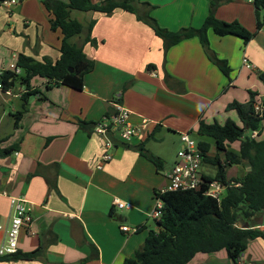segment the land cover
Listing matches in <instances>:
<instances>
[{
    "label": "crops",
    "instance_id": "1",
    "mask_svg": "<svg viewBox=\"0 0 264 264\" xmlns=\"http://www.w3.org/2000/svg\"><path fill=\"white\" fill-rule=\"evenodd\" d=\"M141 1L154 6L152 14L162 27L179 30L200 27L211 0ZM82 12L74 19L83 23L84 31L72 41L95 60L82 90L34 77L31 86L40 92L29 97L17 124L14 114L23 107L26 87L16 83L10 88L12 94L0 93V149L17 145L12 153L0 156V224L10 218L11 197L25 198L34 223L22 229L18 252L39 248V256L33 259L0 260V264H124L143 245L150 229L158 228L152 226L155 219L150 217L155 192L167 184L166 173L174 165V157L160 144L172 137L182 142L183 132L196 139L201 119L236 120L237 112L226 107L234 99H249L250 89L258 92V104H264V84L257 74L261 62L264 65V28L248 43L209 29L211 48L232 68L230 82L198 36L185 38L166 51L163 38L132 12ZM216 16L256 29V9L248 0H226L216 9ZM50 18L43 0H19L0 8V69L8 68L13 54L25 53L37 60L60 58L63 34L52 30ZM93 20L95 43L85 42ZM245 57L256 67L245 66ZM116 103L130 111L133 124L148 119V128L130 141L114 136L112 159L99 168L104 139L82 128L80 121L99 122L116 110ZM6 106H10L12 123L5 119ZM141 143L161 158V168L136 148ZM230 146L238 151L240 141ZM237 172L238 165L231 166L228 179L238 177ZM48 179L56 182L58 190L50 187ZM115 200L130 206L119 208ZM124 224L139 229L124 231ZM249 224L255 223L245 225ZM4 235L0 229V245ZM189 264L233 262L222 250L198 253ZM238 264H264V237L249 243Z\"/></svg>",
    "mask_w": 264,
    "mask_h": 264
},
{
    "label": "trees",
    "instance_id": "2",
    "mask_svg": "<svg viewBox=\"0 0 264 264\" xmlns=\"http://www.w3.org/2000/svg\"><path fill=\"white\" fill-rule=\"evenodd\" d=\"M224 1L226 0L210 1L208 15L200 27L188 26L170 30L160 25L152 14L154 6L146 1L43 0L51 15L52 30L60 29L63 34L61 56L56 61L47 56L37 60L25 53H19L16 63L22 68V73L17 75L8 70L1 76L5 81V90L18 81L26 87L22 95L23 107L14 114L15 123H18L26 110L29 97L40 92L38 88L33 89L31 86L34 77L46 78L48 84H64L82 90L85 75L94 69L95 60L86 54L82 45L72 41V37L84 31L83 24L71 18L72 9L106 14H112L117 9L132 12L163 38L166 51L185 38L198 36L209 58L231 82L232 68L228 60L220 58L211 48L208 31L213 29L220 36L235 35L244 43H248L264 28V0L253 1L257 18L254 31L236 19L232 21L219 19L216 16V9ZM138 2L142 5V10ZM94 24V20L89 23L85 42L95 43L91 36ZM257 74L264 84V70H259ZM10 76L14 78L9 82L7 79ZM249 93V99L245 101L234 99L226 107L227 111L237 112L238 122L228 117L223 123L218 120L207 122L205 119H201L199 123L198 144L204 154L203 162L213 164L217 169L214 176H207L209 179H219L227 185L223 198L219 201L194 190L167 191L160 194L156 191L155 196L164 202L163 213L155 220L158 228L150 229L143 245L135 251L134 256L126 258L124 264H189L198 253L215 254L222 250L227 252L233 264H238L239 257L247 250L249 243L258 237H264L259 229L253 227L260 217L264 216V111L260 112L256 108L258 92L250 89ZM115 112L116 110H111L106 115L110 116ZM96 123L80 121V126L92 133ZM254 131H257L255 136L252 135ZM236 141H240L238 151L230 146ZM212 142L217 147V153L213 156L209 154ZM16 146L0 149V156L12 153ZM136 148L158 168L163 166L161 158L148 152L144 143L137 145ZM220 151L224 152V159ZM233 165H242L246 169L242 175L228 179L227 171ZM48 182L51 188L58 190L56 182L49 179ZM240 213L250 223L255 224L245 225L246 222L240 218ZM256 216L257 219H254ZM38 252L39 248L27 253L17 252L0 256V260H30L39 256Z\"/></svg>",
    "mask_w": 264,
    "mask_h": 264
},
{
    "label": "built area",
    "instance_id": "3",
    "mask_svg": "<svg viewBox=\"0 0 264 264\" xmlns=\"http://www.w3.org/2000/svg\"><path fill=\"white\" fill-rule=\"evenodd\" d=\"M253 2L254 0H248ZM19 0H0L1 7H11ZM17 54L12 55V61L8 68L0 69V93L12 94L11 89H4L5 81L1 77L5 71L11 70L15 74L20 75L22 68L17 66ZM243 64L250 68H255L256 65L251 63L248 58L243 59ZM14 77H8L7 81H12ZM34 89V88H33ZM26 91V88L23 92ZM116 112L105 115L103 119L97 122L94 126V133L100 135L104 139V151L100 160L97 162V167L102 168L106 161L112 159L110 150L114 147V136H118L123 141H130L133 137L140 135L147 130L149 120L144 118L141 124H133L130 121V111L123 107L120 103H116ZM256 108L264 111V104H258ZM257 131L253 132L255 136ZM182 148L178 151V159L172 168L166 173L167 184L157 191L158 194L167 191H200L207 196L221 200L226 192L227 185L219 179H209L202 171L204 154L202 148L198 144L190 132L181 134ZM114 204L119 208L130 206L129 203L115 200ZM164 202L161 198L156 197L154 210L150 214L153 219H158L163 213ZM34 223V215L32 208L28 206L27 201L23 197H11V213L7 223L0 224V229L4 232V239L0 245V256L11 255L18 252V241L21 231L24 227L31 228ZM264 235V223L257 225ZM138 227L122 225V230L137 232ZM240 259V257H239ZM238 259V262H239Z\"/></svg>",
    "mask_w": 264,
    "mask_h": 264
},
{
    "label": "rangeland",
    "instance_id": "4",
    "mask_svg": "<svg viewBox=\"0 0 264 264\" xmlns=\"http://www.w3.org/2000/svg\"><path fill=\"white\" fill-rule=\"evenodd\" d=\"M72 11V15H71V18H74V16H76V15H83V13L85 14V12H82V11H80V10H76V9H72L71 10ZM73 16V17H72ZM80 21V20H79ZM81 22V21H80ZM82 23V22H81ZM83 24V23H82ZM257 50H258V54L260 55L261 54V49H258L257 48ZM10 60H11V58H10ZM254 64V63H253ZM260 66V69L261 70H264V65H263V62H261V64L259 65ZM20 80V79H19ZM22 84H21V82L20 81H18V86L20 87ZM24 88H25V86H24ZM6 108H7V115H6V117H5V119L8 121V122H13V118L10 116V106H6ZM236 120H237V122L239 121V119L238 118H236ZM8 128V124L7 125H5V129H7ZM198 138L199 137H196V139L198 140ZM160 145H163V146H166L165 147V149L167 150V153H169L170 154V156H173L174 158H173V161L171 162L172 163V165L174 164V162H175V160H176V158H177V153H178V151L182 148V145H183V143L182 142H180V141H178V138L177 137H172V138H170V139H167L164 143H162V144H160ZM211 149H210V152H211V155L213 156V155H215L216 153H217V147H216V145H215V143L214 142H212L211 143ZM229 149H231V147H229ZM220 153V155L222 156V158L224 159V157H225V154H224V152L223 151H220L219 152ZM203 165L204 166H202V171L203 172H205V173H207L208 175H211V176H214L215 175V171H214V167H213V165L212 164H210V163H208V162H203ZM245 166H242V165H238V172L236 173V175H242L243 174V172L245 171ZM242 217V215H241V213H240V218ZM242 219L245 221V222H247L248 221V219L247 218H244V217H242ZM257 219V218H256ZM151 224H152V226L153 227H155L156 226V221L155 220H153L152 222H151ZM153 229V228H152Z\"/></svg>",
    "mask_w": 264,
    "mask_h": 264
},
{
    "label": "water",
    "instance_id": "5",
    "mask_svg": "<svg viewBox=\"0 0 264 264\" xmlns=\"http://www.w3.org/2000/svg\"><path fill=\"white\" fill-rule=\"evenodd\" d=\"M248 167L250 168L251 166H248ZM262 223H264V216H261L260 219H259V221H258V223L256 225H254L253 227H256L257 225H260Z\"/></svg>",
    "mask_w": 264,
    "mask_h": 264
}]
</instances>
